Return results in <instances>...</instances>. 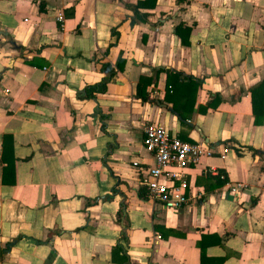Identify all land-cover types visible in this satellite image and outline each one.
I'll return each mask as SVG.
<instances>
[{
	"label": "crops",
	"instance_id": "1",
	"mask_svg": "<svg viewBox=\"0 0 264 264\" xmlns=\"http://www.w3.org/2000/svg\"><path fill=\"white\" fill-rule=\"evenodd\" d=\"M261 82L264 0H0V264H264ZM149 122L213 151L177 210L140 184Z\"/></svg>",
	"mask_w": 264,
	"mask_h": 264
},
{
	"label": "built area",
	"instance_id": "2",
	"mask_svg": "<svg viewBox=\"0 0 264 264\" xmlns=\"http://www.w3.org/2000/svg\"><path fill=\"white\" fill-rule=\"evenodd\" d=\"M56 18L60 21L61 15L58 13ZM141 143L152 156L149 169L136 167L142 171L140 184L147 199L166 209L181 208L190 198L185 170L195 165L200 157L211 156L212 149L171 136L160 123L152 122L143 126ZM132 164L136 166V162Z\"/></svg>",
	"mask_w": 264,
	"mask_h": 264
},
{
	"label": "trees",
	"instance_id": "3",
	"mask_svg": "<svg viewBox=\"0 0 264 264\" xmlns=\"http://www.w3.org/2000/svg\"><path fill=\"white\" fill-rule=\"evenodd\" d=\"M184 30L188 32L189 29L184 28ZM106 67L107 65H104V64H102L100 67V70L102 72H107L106 77H104L102 80H100L97 83L85 86L82 92L78 95L80 98H93L96 93H101L105 91L106 83L111 79L113 75L112 70H109ZM143 81H144V78L139 77L137 86H136V91H135L136 96L140 98V100L142 101L147 99L145 96V91H144L146 84ZM165 81H166L165 82L166 91L164 94V98L166 101H169L172 103L173 109L176 111L177 115L181 119H184L185 115H183V110L186 112H189L191 110L190 106L193 104L194 93H195L197 85L189 77H186L185 84L179 87L180 86L179 74L169 71V70H166ZM182 82L183 81H181V83ZM178 93L179 94L181 93V97L183 98H182L181 103L177 106L175 105L174 97H175V94H178ZM249 96H250L251 111L254 116V123L257 124L258 122H260V119H262V115H263L264 84L261 82V83H257L256 85L252 86L249 90ZM214 105H215V102H213L212 100L208 102L204 108H202V111H204L207 108V106L211 107ZM187 108H189V111L187 110ZM222 178L223 177L221 176L220 180H217L218 184H221L222 182H224V178L223 179ZM8 246L9 244L4 247V250H6Z\"/></svg>",
	"mask_w": 264,
	"mask_h": 264
}]
</instances>
